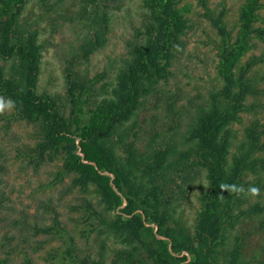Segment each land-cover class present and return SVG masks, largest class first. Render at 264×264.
Listing matches in <instances>:
<instances>
[{
  "label": "trees",
  "instance_id": "trees-1",
  "mask_svg": "<svg viewBox=\"0 0 264 264\" xmlns=\"http://www.w3.org/2000/svg\"><path fill=\"white\" fill-rule=\"evenodd\" d=\"M84 1L87 28L78 54L87 59L106 44L118 0ZM141 1L146 9L143 37L132 43L115 85L110 90L96 87V99L84 107L92 81L71 73L74 108L67 117L53 97L37 92L41 50L37 30L21 20L26 0H0V98L11 101L15 119L38 125L39 140L29 155L32 163L40 165L61 155L53 182L73 175L72 187H95L104 210L112 214L96 212L90 200L85 202V211L95 214L103 230L119 244L114 264H241L240 248L222 260L220 246L226 223L233 224L236 211L238 215L264 211L259 203L243 208L250 191L262 195L259 183L247 179L264 168V158L257 155L262 148L258 121L247 126L229 159L232 125L241 122L243 114L255 111L247 100L260 93L256 78L248 76L260 56L238 67L251 38L263 33L256 26L260 0H244L236 36L228 31L223 12L208 13L219 36L217 72L223 84L210 93L207 109L188 130L186 147L156 148L148 153L130 139L134 124L129 122L159 82L168 78L188 20L177 0ZM104 75H96V84ZM100 94L103 97L97 98ZM203 171L208 188L201 195L202 206L191 232L184 222L176 221L172 210L187 198ZM59 226L56 221L39 230L53 233Z\"/></svg>",
  "mask_w": 264,
  "mask_h": 264
},
{
  "label": "rangeland",
  "instance_id": "rangeland-1",
  "mask_svg": "<svg viewBox=\"0 0 264 264\" xmlns=\"http://www.w3.org/2000/svg\"><path fill=\"white\" fill-rule=\"evenodd\" d=\"M177 6L188 20L182 45L170 66V74L157 85L156 91L144 100L137 115L130 139L142 152L156 148L186 147L185 136L197 116L208 107L210 93L222 86L217 72L219 40L208 13L223 12L228 31L236 36L239 30V10L244 0H177ZM256 26L263 31L251 38L250 48L238 67H244L253 57L260 63L249 69L256 78L260 93L249 96L247 102L255 111L243 114L232 125L233 139L229 159L243 139L247 126L258 121L261 150L264 158V0H260ZM84 0H26L21 20L38 32L41 50L39 94L53 97L67 117L72 115L71 73L80 80H91V94L84 97L83 106L96 99L98 89L112 88L116 77L130 57L133 42L142 40V23L146 9L141 0H118L111 12V27L106 44L87 59L79 57L78 48L86 33ZM0 63L3 60L0 59ZM105 74L96 84V75ZM110 90V89H109ZM77 91V90H75ZM103 94L97 95V98ZM90 101V102H91ZM13 106L0 98V264H114L119 246L99 220L85 211L90 200L96 212L108 217L93 185L86 189L72 187L73 175L53 182L62 164L61 155L32 163L29 155L38 139V125L13 117ZM248 180L258 182L262 195L250 191L243 208L259 203L264 206V168L249 174ZM205 171L187 198L179 201L172 214L194 232L195 219L201 209V195L207 190ZM233 224L226 223L225 238L220 246L222 260H227L236 247L241 249V264H264V211L238 215ZM59 221L53 233L39 229ZM101 225V226H100ZM150 225V224H148ZM156 230V229H155Z\"/></svg>",
  "mask_w": 264,
  "mask_h": 264
}]
</instances>
